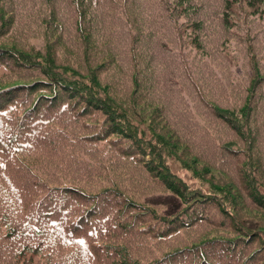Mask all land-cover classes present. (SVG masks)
<instances>
[{"label": "trees", "instance_id": "1", "mask_svg": "<svg viewBox=\"0 0 264 264\" xmlns=\"http://www.w3.org/2000/svg\"><path fill=\"white\" fill-rule=\"evenodd\" d=\"M0 264H264V0H0Z\"/></svg>", "mask_w": 264, "mask_h": 264}, {"label": "rangeland", "instance_id": "2", "mask_svg": "<svg viewBox=\"0 0 264 264\" xmlns=\"http://www.w3.org/2000/svg\"><path fill=\"white\" fill-rule=\"evenodd\" d=\"M172 167L174 169L175 172H177L181 177H183L188 183H190L192 186H197L198 182L197 180H195L192 176H190V174L186 171V169L180 168L179 165L177 163H175L174 161L171 162ZM167 193H158V194H153L152 196H149V198H147L148 200L152 201L153 203L156 204H160L163 205L165 207L167 206H173L172 204L178 203V199L175 197L174 199L172 198L173 195H171V197H169Z\"/></svg>", "mask_w": 264, "mask_h": 264}]
</instances>
